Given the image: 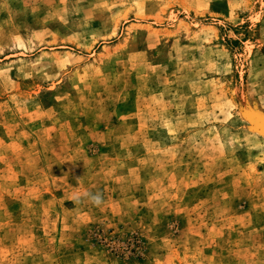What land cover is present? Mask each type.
Segmentation results:
<instances>
[{
  "label": "rangeland",
  "instance_id": "rangeland-1",
  "mask_svg": "<svg viewBox=\"0 0 264 264\" xmlns=\"http://www.w3.org/2000/svg\"><path fill=\"white\" fill-rule=\"evenodd\" d=\"M0 264H264V0H0Z\"/></svg>",
  "mask_w": 264,
  "mask_h": 264
},
{
  "label": "clouds",
  "instance_id": "clouds-1",
  "mask_svg": "<svg viewBox=\"0 0 264 264\" xmlns=\"http://www.w3.org/2000/svg\"><path fill=\"white\" fill-rule=\"evenodd\" d=\"M85 195H88L87 193ZM92 202H94L96 205H99L102 202V197L99 194L91 196Z\"/></svg>",
  "mask_w": 264,
  "mask_h": 264
}]
</instances>
